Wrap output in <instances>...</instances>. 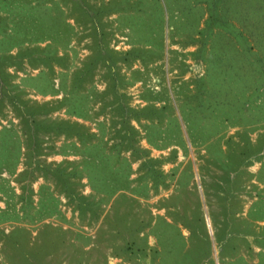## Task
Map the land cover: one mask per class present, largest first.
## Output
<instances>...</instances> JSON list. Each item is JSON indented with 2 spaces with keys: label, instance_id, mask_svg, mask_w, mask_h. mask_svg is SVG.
<instances>
[{
  "label": "rangeland",
  "instance_id": "obj_1",
  "mask_svg": "<svg viewBox=\"0 0 264 264\" xmlns=\"http://www.w3.org/2000/svg\"><path fill=\"white\" fill-rule=\"evenodd\" d=\"M210 1L0 0V55L46 58L0 76L28 103L64 99L39 117L70 128L38 133L36 168L4 95L0 264H264V90ZM56 166L72 194L42 175Z\"/></svg>",
  "mask_w": 264,
  "mask_h": 264
},
{
  "label": "trees",
  "instance_id": "obj_2",
  "mask_svg": "<svg viewBox=\"0 0 264 264\" xmlns=\"http://www.w3.org/2000/svg\"><path fill=\"white\" fill-rule=\"evenodd\" d=\"M224 1L223 5L225 8V14L224 13H218L216 11L217 6L219 7V12H221V7L219 2L217 0H212L209 3V7H207L208 10H210L209 18L212 19V22L215 24L211 26H221L224 28L225 34L227 38H230L233 43L234 47L236 48L237 52L239 54L242 53H254L253 60H250V55L243 56L242 59H240L239 62H241V65L243 67H249L254 66L253 73H256L257 75L253 80H251V84H253L254 90H259L262 92L264 90V0H237L236 5L234 6V9H231L229 5L230 0H222ZM221 2V1H220ZM214 7V9H213ZM213 9V10H212ZM255 14V15H254ZM215 19H218L221 23L216 24L214 21ZM25 29V28H22ZM44 49L45 47H37L36 49H21L18 50L17 53H8L0 55V65L1 62H5L8 64H15L20 62L16 58H22L33 62H45L46 58L44 56ZM33 51V53H32ZM37 51V52H36ZM36 52V53H35ZM35 53V55H34ZM260 53H263L261 55ZM112 69V67L110 66ZM1 72V71H0ZM6 80H4L3 75L0 76V103L2 102V99L5 96H7L10 101L14 104V107H16L17 115L21 117L23 121V125L25 128V132L28 134V137L30 139L28 143H26L25 148L27 153H29V156L32 157V161L35 162L36 168H41L40 166V159H38V155L41 154L42 148L39 143L40 137L38 136V133L40 131L43 132H49L53 131L56 133H62V132H68L69 131V125L68 123L61 119L57 118H48V117H39L40 114H44L52 109H56L60 106V104L64 101V99H60L58 103L49 105V102L43 101L41 103L34 101L33 103H28V101L21 99L18 93H11L9 88L7 87ZM76 83H74L75 85ZM249 81L245 84L248 86ZM244 85V86H245ZM55 91L57 89H54ZM58 91L54 92L57 93ZM15 98L17 100H15ZM1 110V107H0ZM81 110V109H80ZM127 110L128 113L125 112ZM123 116L125 121V125L129 124V129L133 128V126L129 123V119H136L138 117V113L135 109L127 107L125 110L123 109ZM79 116L80 113H79ZM126 117V119H125ZM79 125V124H78ZM81 126V125H79ZM8 129L7 127H2V129ZM130 130H127L126 133L121 134L122 140H126V148H135L136 155L138 157L146 156L145 149L135 147V141H132V135L129 132ZM78 136L83 137L81 134H78ZM124 140V141H125ZM194 141V140H193ZM18 152H20V146L18 147ZM11 151V150H10ZM12 152V151H11ZM143 152V154H142ZM34 156V157H33ZM18 157V155H17ZM147 159H144L143 164L145 163ZM16 161V160H15ZM97 165V164H96ZM106 165H101V173L100 175L107 174L111 179L113 176L111 175V171L106 169V173L102 172L103 167ZM100 168L99 166H97ZM119 168V167H118ZM11 170L12 168L8 167V170ZM46 171L42 174L46 176L47 172L51 171L54 173V175L57 177V180L61 182L62 187L67 192V194H72L70 191V185L68 181V172H65L63 168H59V166L54 167L53 169L49 167L44 168ZM112 170L116 171L117 169H114L111 167ZM27 168L24 169L22 175L27 173ZM30 172V180L34 179L38 174L34 173V169ZM105 172V171H104ZM117 176V175H116ZM109 184V183H108Z\"/></svg>",
  "mask_w": 264,
  "mask_h": 264
}]
</instances>
